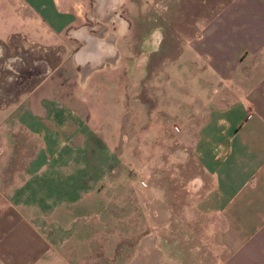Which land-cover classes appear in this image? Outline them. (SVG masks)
I'll list each match as a JSON object with an SVG mask.
<instances>
[{
  "label": "crops",
  "instance_id": "0c3cea01",
  "mask_svg": "<svg viewBox=\"0 0 264 264\" xmlns=\"http://www.w3.org/2000/svg\"><path fill=\"white\" fill-rule=\"evenodd\" d=\"M82 1L92 4L79 16L60 7L70 0H0V10L10 12L12 28L25 25L41 34V42L24 30L8 34V45L0 40V264H42L49 259L54 264L65 255L87 256L81 254V241L87 238L81 226L97 223L80 217L88 205L83 197L70 201L66 195L72 189L87 193L86 170L80 166L88 160L83 155L66 158L56 150H81L88 131L113 130L111 122L98 125V114L110 112H95L85 98L89 91L105 92L113 102L126 95L119 121L130 131L155 129L158 137L150 140L170 145L174 137L177 145L190 146L207 178L199 205L207 203L208 211L221 215L214 238L222 249V264H264V0L230 5L222 28L208 32L206 45H143L138 60V46L123 32L121 3L108 21V13L102 15L105 19L94 18L96 0ZM101 1L102 11L109 12L114 0ZM80 17L90 21L80 23ZM184 58L193 70L195 58L212 67L224 88L216 103L208 95L211 107L201 103L199 110L172 118L171 101L183 103L170 94L182 86L175 75L167 87H156L150 70L156 65L164 73ZM12 62L15 77L8 72ZM155 91L165 100L153 107ZM151 114L159 115L158 123ZM161 120L167 121L166 127ZM114 135L112 131L111 146ZM176 156L183 159L180 153ZM167 158L161 160L167 164ZM99 208H91L94 215ZM72 226L78 237L70 234ZM72 238L78 241L70 250ZM164 252L160 249L171 263Z\"/></svg>",
  "mask_w": 264,
  "mask_h": 264
},
{
  "label": "rangeland",
  "instance_id": "374dc122",
  "mask_svg": "<svg viewBox=\"0 0 264 264\" xmlns=\"http://www.w3.org/2000/svg\"><path fill=\"white\" fill-rule=\"evenodd\" d=\"M7 1L1 0L3 3ZM237 1L124 0L119 10L123 13V32L127 41L138 46L134 56L138 60L144 54L143 45L154 48H159V45H184L186 49H192L191 45H206L208 32L222 28L224 13ZM91 4L90 1L70 0L67 6L61 3L60 7L80 16L81 9L84 15ZM9 14L8 9L0 10L2 43L8 45V34L17 35L22 30L41 42V34L34 27L22 25L16 30L12 28L13 19H9ZM82 18H78L80 23L90 21ZM200 49L204 50V47ZM203 57L206 59V56ZM194 61V70L187 58L175 61L164 73L156 65L151 67L154 86L167 87L171 84L168 81H172L175 75L182 86L170 94V99L174 96L183 103L180 106L179 101H171L168 113L172 118L182 116L181 113L187 110H199L201 103L211 107L208 95L216 103V97L223 93L222 79L215 75L212 67H205L199 58ZM16 68V63L12 62V69L8 72L14 77ZM41 69L43 71V67ZM86 94L88 104L95 105V112H110V115L98 114V125L111 122L113 130H90L83 149L73 150L68 146L56 152L66 155V158L83 155L88 160H84L80 166L86 170L87 193L78 195L72 189L66 198L73 201L78 196L83 197V203L88 205L87 211H82L80 217L90 218L89 222L96 221L97 226H81V233L87 236L81 241L84 252L81 254H86V257L65 255L57 257L54 264H222V249L214 238L216 223L221 215L208 211L207 203L202 204L204 208L199 205L206 195L204 181L207 178L191 147L177 145L173 142L174 137L170 145H162L158 138L150 140L158 137L155 129L150 132L130 131L127 123L121 124L125 115L123 104L128 102L126 95H119L117 101L113 102L105 92L89 91ZM154 94H150L154 95L150 101L153 107L165 100L162 92L155 91ZM72 103L78 105L74 98ZM151 115L152 122L158 123L159 115ZM139 120H143L142 116H139ZM164 121L161 120L160 124L166 127L167 121ZM112 131L115 134L113 146L110 144ZM165 131L162 129L163 137H166ZM179 153L183 159L176 156ZM166 154L169 160L167 164L161 160ZM97 157L100 159L95 160ZM69 164L73 168L74 162ZM95 206L102 208L97 210L98 216L91 209ZM84 229L90 234L86 235ZM70 234L77 235L75 226L71 227ZM76 241V238H72L68 243L70 250ZM160 249L163 254L167 251L171 263L160 255ZM42 264H51V260H44Z\"/></svg>",
  "mask_w": 264,
  "mask_h": 264
},
{
  "label": "bare ground",
  "instance_id": "6f19581e",
  "mask_svg": "<svg viewBox=\"0 0 264 264\" xmlns=\"http://www.w3.org/2000/svg\"><path fill=\"white\" fill-rule=\"evenodd\" d=\"M120 3H121V0H114L111 4H110V6H108V8H109V12L106 10V11H102V9L103 8H105V6H104V3L101 1V0H96V2H95V7H94V18L96 19V20H98V19H105V18H103V14H107L108 13V21H110L111 19H113V15H112V11L114 10V9H116L115 7H117V8H119V5H120ZM108 4V3H107ZM91 39V38H90Z\"/></svg>",
  "mask_w": 264,
  "mask_h": 264
},
{
  "label": "flooded vegetation",
  "instance_id": "af4514ba",
  "mask_svg": "<svg viewBox=\"0 0 264 264\" xmlns=\"http://www.w3.org/2000/svg\"><path fill=\"white\" fill-rule=\"evenodd\" d=\"M115 8L118 9L117 7H115ZM116 9H114V10H116ZM81 15H82V9H81L80 16H81ZM112 15H113V13H112ZM113 16H114V15H113ZM111 20H112V19H111ZM111 20H110V21H111ZM110 42H112V43L114 42L113 38L110 39Z\"/></svg>",
  "mask_w": 264,
  "mask_h": 264
}]
</instances>
